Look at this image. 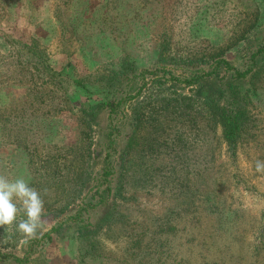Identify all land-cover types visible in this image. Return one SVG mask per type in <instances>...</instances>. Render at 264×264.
Returning a JSON list of instances; mask_svg holds the SVG:
<instances>
[{
    "label": "rangeland",
    "instance_id": "374dc122",
    "mask_svg": "<svg viewBox=\"0 0 264 264\" xmlns=\"http://www.w3.org/2000/svg\"><path fill=\"white\" fill-rule=\"evenodd\" d=\"M7 1L0 0V174L23 175L41 191L45 227L27 240L15 224L0 227V253L9 255L0 264H264V172L256 171L264 161V63L243 82L250 104L234 151L215 94L225 78L204 91L149 74L164 67L186 76L215 58L245 69L264 43V0ZM20 43L42 53L50 70ZM123 60L136 69L132 84L144 74L147 86L114 122L108 204L90 212L84 237L71 226L47 242L42 235L74 215L100 177L109 120L106 111L85 112L104 99ZM74 79L85 81V94Z\"/></svg>",
    "mask_w": 264,
    "mask_h": 264
},
{
    "label": "trees",
    "instance_id": "16d2710c",
    "mask_svg": "<svg viewBox=\"0 0 264 264\" xmlns=\"http://www.w3.org/2000/svg\"><path fill=\"white\" fill-rule=\"evenodd\" d=\"M5 3L9 2L7 0H1ZM3 4V5H4ZM21 48L26 49L30 52L33 57L37 60L39 67L44 70H50L48 63L44 60L42 53H38L36 50L33 52L28 49L31 45L20 43ZM163 52H159L161 56ZM214 62L211 64L210 69L203 70L200 67L194 68L193 72L186 76H177L172 72L165 71L163 68L160 70L149 71L150 75L161 74L156 79L163 81L165 83L183 85L187 88H199L204 91L209 82L214 79L215 81L220 80V78L226 79L227 88H218L215 94L218 96L220 101H223V105L218 108L220 125L222 127L223 138L228 146V149H236L239 140L242 138L243 131L245 129V123L247 119V106L250 104V96L248 92L243 90V82L248 81L249 77L257 71L259 62L264 63V43H259L254 51L249 54V62L245 69H239L228 62L225 58H215ZM163 60V59H162ZM263 60V61H262ZM190 62L189 66L195 67L199 62L205 63V61H193ZM262 63V64H263ZM263 65H261L262 67ZM135 68L127 60H123L119 65V68L112 71L111 75L107 78L106 87L103 90L104 99L99 103L88 105V110L85 112L86 116L94 117V111H106L107 119L109 120L110 129H108L107 135V148L108 152L102 160V167L100 172V177L96 180V184L90 189V195L84 197L82 203L76 208L75 214L65 216L64 219L58 223L56 226L52 227L50 230L42 235V239L47 242L52 240V235L63 234L64 228H70L71 226L77 227V237H84L82 232L83 226H88V220L90 212L95 210L96 207H104L108 204V197L111 194L110 182L113 177L115 170L112 161V154L116 150L115 139L118 136V126L114 122L123 118L122 110L131 101L137 99L141 96L143 89L147 86L144 83V74L141 75L143 83H135L137 74L135 73ZM148 73V71H146ZM51 76H60L55 71L51 70ZM223 73V75H222ZM125 82V83H124ZM75 87L81 94H85L87 86L85 81L74 79ZM128 85L127 90H124V86ZM132 91L130 92V90ZM206 89V90H205ZM232 151V152H233ZM90 177V176H89ZM89 179V178H88ZM87 179V181H88ZM86 183V182H85ZM85 184H83V187ZM82 191V190H81ZM115 194V193H114ZM32 249V248H31ZM30 254V253H29ZM4 258H9V255H3L0 253V260ZM17 262H21V259H15ZM29 260L28 258L25 259Z\"/></svg>",
    "mask_w": 264,
    "mask_h": 264
},
{
    "label": "clouds",
    "instance_id": "9594fccd",
    "mask_svg": "<svg viewBox=\"0 0 264 264\" xmlns=\"http://www.w3.org/2000/svg\"><path fill=\"white\" fill-rule=\"evenodd\" d=\"M256 171L264 172V161H256ZM47 194V189L43 190ZM19 214L24 218L17 221ZM44 199L25 176L10 179L0 174V227L15 224L26 240L36 238L45 227Z\"/></svg>",
    "mask_w": 264,
    "mask_h": 264
}]
</instances>
